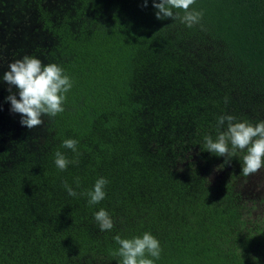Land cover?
Masks as SVG:
<instances>
[{"label": "trees", "instance_id": "obj_1", "mask_svg": "<svg viewBox=\"0 0 264 264\" xmlns=\"http://www.w3.org/2000/svg\"><path fill=\"white\" fill-rule=\"evenodd\" d=\"M17 1L40 33L26 55L72 87L33 129L0 93V264H120L113 238L144 232L160 242L154 264H264V202L237 189L246 150L225 163L204 144L221 115L264 121V0H194L193 27L158 20L153 0ZM57 150L78 164L59 170Z\"/></svg>", "mask_w": 264, "mask_h": 264}, {"label": "clouds", "instance_id": "obj_2", "mask_svg": "<svg viewBox=\"0 0 264 264\" xmlns=\"http://www.w3.org/2000/svg\"><path fill=\"white\" fill-rule=\"evenodd\" d=\"M192 4L194 0H159L158 3L153 0V7L157 10L155 16L158 20L180 19L188 27L198 24L202 18L201 12L189 10ZM144 6H147V0H144ZM173 9L183 10V16L179 13L174 15ZM0 80L9 86L6 100L10 102V111L21 114L20 124L28 129L41 126L44 116L51 118L62 113L66 93L72 87L70 77L60 66L55 63L45 64L39 58L30 55L10 61ZM13 86L18 92L19 99L12 93ZM77 144L78 141L75 139H65L62 142L64 148L74 153L77 152ZM204 144L208 152L224 157L225 163L231 161L237 150H246L242 158V171L245 175L254 174L264 167V159H262L264 158V121L252 124L247 120L240 121L232 115H221L217 117L215 139L211 135H205ZM78 162V160H69L59 150L54 154V163L61 171L66 170L69 164H78ZM76 184L79 187L78 178ZM107 184L108 180L100 177L91 190L82 193L89 198L90 206L98 204L105 198ZM63 187L69 196H77V192L67 183H64ZM93 215L101 231L113 229V220L105 209L101 208ZM113 239L119 245L115 254L120 257V264H154L155 260L160 258L162 252L160 242L150 232L132 238H121L120 235H116Z\"/></svg>", "mask_w": 264, "mask_h": 264}, {"label": "rangeland", "instance_id": "obj_3", "mask_svg": "<svg viewBox=\"0 0 264 264\" xmlns=\"http://www.w3.org/2000/svg\"><path fill=\"white\" fill-rule=\"evenodd\" d=\"M39 36L38 25L29 8L17 0H0V76L10 61L29 52L30 43H38ZM8 87L0 80V93L8 91ZM237 189L245 198L264 202V167L239 181Z\"/></svg>", "mask_w": 264, "mask_h": 264}]
</instances>
